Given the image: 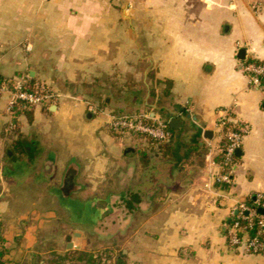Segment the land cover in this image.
<instances>
[{
  "label": "crops",
  "instance_id": "obj_1",
  "mask_svg": "<svg viewBox=\"0 0 264 264\" xmlns=\"http://www.w3.org/2000/svg\"><path fill=\"white\" fill-rule=\"evenodd\" d=\"M246 60L264 62V0H0L9 260L264 264L225 236L231 207L264 194V92L249 87ZM24 74L59 98L15 119L1 88ZM228 107L251 132L225 190L214 177ZM143 113L172 123L171 139L109 127Z\"/></svg>",
  "mask_w": 264,
  "mask_h": 264
},
{
  "label": "built area",
  "instance_id": "obj_2",
  "mask_svg": "<svg viewBox=\"0 0 264 264\" xmlns=\"http://www.w3.org/2000/svg\"><path fill=\"white\" fill-rule=\"evenodd\" d=\"M29 49V46L27 47ZM242 72L248 79L249 87L264 92V62L246 60ZM31 80L28 74L11 79H3L2 91L10 94L8 113L13 117V110L18 103L24 106H51L59 96L45 83H38L39 93L27 90ZM109 127L116 134L143 136L156 143H164L171 139L169 122L155 118L150 113L112 116ZM14 123L9 126V131ZM218 128L221 130L220 162L221 171L215 175L216 184L225 190L232 189L234 175L238 167L237 152L251 132L245 122L237 121L234 108L228 107L220 112ZM209 187V184L206 185ZM253 203H249V200ZM264 194L257 193L231 207L230 218L225 223V236L231 249L244 255L264 254Z\"/></svg>",
  "mask_w": 264,
  "mask_h": 264
},
{
  "label": "trees",
  "instance_id": "obj_3",
  "mask_svg": "<svg viewBox=\"0 0 264 264\" xmlns=\"http://www.w3.org/2000/svg\"><path fill=\"white\" fill-rule=\"evenodd\" d=\"M27 90L31 91V92L39 93V89H38L37 83L36 82H32L31 80L29 81V83L27 85ZM33 108H34V106H24L22 103H18L15 106L14 110H13V117L16 119L20 115L28 114L30 111H32ZM15 127H16V125L13 128L14 130H15ZM148 140L151 143H156V142H154V141H152L150 139H148ZM222 142L224 144L226 142V139L224 138V140H222ZM221 161H222V159H220V162ZM249 203H253V200L252 199L249 200ZM0 247L2 248V250L0 251V264H11L10 261H6V259L8 258L7 255L9 254V249L6 247V240L3 237L2 227L1 226H0Z\"/></svg>",
  "mask_w": 264,
  "mask_h": 264
},
{
  "label": "water",
  "instance_id": "obj_4",
  "mask_svg": "<svg viewBox=\"0 0 264 264\" xmlns=\"http://www.w3.org/2000/svg\"><path fill=\"white\" fill-rule=\"evenodd\" d=\"M245 56H246V50L242 49V50L240 51V53H239V58L243 60V59H245ZM169 126L172 127V126H173L172 123H171ZM242 154H243L242 150H239V151L237 152V157H238V158H241V157H242ZM260 212H261L262 214L264 213L263 210H261Z\"/></svg>",
  "mask_w": 264,
  "mask_h": 264
},
{
  "label": "rangeland",
  "instance_id": "obj_5",
  "mask_svg": "<svg viewBox=\"0 0 264 264\" xmlns=\"http://www.w3.org/2000/svg\"><path fill=\"white\" fill-rule=\"evenodd\" d=\"M8 249H9V248H8ZM1 250H2V248L0 247V251H1ZM9 255H10V249H9V254H8L7 256L9 257ZM6 258H7V257H6ZM6 261H10L9 258H7ZM10 262H11V261H10ZM10 262H9V263H10ZM11 264H13V262H11Z\"/></svg>",
  "mask_w": 264,
  "mask_h": 264
},
{
  "label": "flooded vegetation",
  "instance_id": "obj_6",
  "mask_svg": "<svg viewBox=\"0 0 264 264\" xmlns=\"http://www.w3.org/2000/svg\"><path fill=\"white\" fill-rule=\"evenodd\" d=\"M40 264H43V263H40Z\"/></svg>",
  "mask_w": 264,
  "mask_h": 264
}]
</instances>
